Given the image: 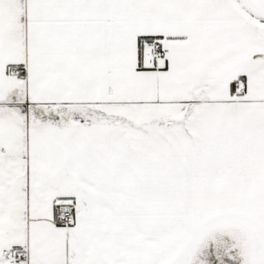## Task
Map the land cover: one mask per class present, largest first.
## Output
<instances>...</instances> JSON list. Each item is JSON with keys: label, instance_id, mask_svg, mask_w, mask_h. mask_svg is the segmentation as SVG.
I'll use <instances>...</instances> for the list:
<instances>
[{"label": "snow or ice", "instance_id": "obj_1", "mask_svg": "<svg viewBox=\"0 0 264 264\" xmlns=\"http://www.w3.org/2000/svg\"><path fill=\"white\" fill-rule=\"evenodd\" d=\"M0 264H264V0H0Z\"/></svg>", "mask_w": 264, "mask_h": 264}]
</instances>
